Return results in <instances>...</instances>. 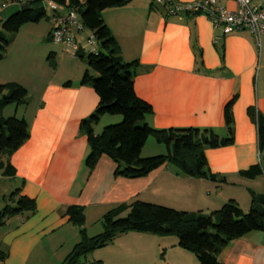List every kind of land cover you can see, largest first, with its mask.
Listing matches in <instances>:
<instances>
[{
    "label": "crops",
    "instance_id": "crops-1",
    "mask_svg": "<svg viewBox=\"0 0 264 264\" xmlns=\"http://www.w3.org/2000/svg\"><path fill=\"white\" fill-rule=\"evenodd\" d=\"M251 1L264 5V0ZM218 2L227 9H237L234 0ZM50 7V15L46 11L48 35L53 15L68 11L51 2ZM102 18L124 61L138 62L134 90L152 108L146 120L152 128L212 129L225 138V107L237 95L232 109L234 143L205 151L210 171L226 182L179 175L171 165L143 178L128 179L117 174V164L107 156H101L89 170L85 164L89 145L80 125L96 110L99 98L92 87L80 83L86 64L75 63L78 57L56 44L69 58L66 62L53 49L52 75L41 84L40 80L28 85L5 77L0 66V84L21 83L35 99L32 105L24 106L21 115L19 108L14 113L9 110L12 105L3 111L5 117L26 119L29 138L10 159L15 177L0 173V183L4 179L2 185L7 181L16 184L19 196L36 203L34 214L16 215L0 227V253L4 256L0 264H62L80 239L79 229L66 215L70 206L84 208L87 234L96 236L102 232L101 220L107 212L134 201L209 214L231 199L247 211L251 192L264 195V161L261 176H240L241 171L260 164L264 156L258 147L256 124L247 113L255 107L264 116V34L258 45L248 31L225 34L205 15L170 16L164 6L152 0H131L106 9ZM23 27L35 31L28 24L20 31ZM107 117L95 126L96 134L121 120ZM149 139L142 157L167 153L164 145ZM136 249L143 254L139 260ZM89 256V264L97 260L103 264H198L193 254L178 246L176 237L135 232L120 235ZM220 261L264 264V233L252 232L234 240L222 251Z\"/></svg>",
    "mask_w": 264,
    "mask_h": 264
},
{
    "label": "trees",
    "instance_id": "trees-1",
    "mask_svg": "<svg viewBox=\"0 0 264 264\" xmlns=\"http://www.w3.org/2000/svg\"><path fill=\"white\" fill-rule=\"evenodd\" d=\"M6 1L0 0V4ZM24 1L30 3L33 10L21 12L5 23L3 31L0 32V61L4 59L8 46L22 26L47 19L44 3L48 1L67 10L76 9L85 28L98 41L97 53H76L87 66L81 85L92 87L99 98L96 110L80 125V131L88 140L89 154L85 164L89 170L95 167L101 156H107L117 164V174L128 179L143 178L164 165H171L179 175L220 184L226 182L224 177L210 171L205 151L234 143L232 109L237 95L225 107L228 131L225 138H221L212 129L157 130L149 126L146 120L152 115V108L134 90L138 62L124 61L116 39L102 18L104 10L124 6L131 0ZM20 2L21 0L19 4ZM28 103V91L25 87L16 82L0 84V173L6 177H15V169L10 159L29 138V126L26 119L5 117L3 111L13 104L21 106ZM247 113L256 124L258 147L263 153L264 116L255 107L248 108ZM105 116H118L122 121L116 125L105 126L101 133L96 134L95 126ZM150 137L158 144L166 146L167 153L142 157V150ZM263 161L264 156L260 164L241 171L240 176L247 179L261 176ZM18 193L19 190H16L9 196L14 205H7L0 212V227L11 217L36 212L35 201L19 196ZM66 215L79 229L80 239L62 264H81L94 251L110 245L120 235L130 232L176 237L178 246L193 254L198 264H223L220 254L231 242L252 232L264 233V195L251 192V206L247 212L231 199L209 214L202 211L185 212L163 205L134 201L107 212L101 220L102 232L96 236L87 234L83 207L70 206ZM3 258L0 253V260ZM90 264L103 262L97 260Z\"/></svg>",
    "mask_w": 264,
    "mask_h": 264
},
{
    "label": "built area",
    "instance_id": "built-area-1",
    "mask_svg": "<svg viewBox=\"0 0 264 264\" xmlns=\"http://www.w3.org/2000/svg\"><path fill=\"white\" fill-rule=\"evenodd\" d=\"M236 10L219 5L218 0H199L182 3L177 0H152L156 5L164 6L170 16L202 14L210 18L214 27L222 28L225 34L248 31L259 45L264 34V5L252 3L251 0H234ZM15 4V3H12ZM11 5L0 7V14ZM53 27L50 39L55 43L77 52L97 53L98 41L83 25L81 15L76 9L66 13H56L52 17ZM83 42V44H82Z\"/></svg>",
    "mask_w": 264,
    "mask_h": 264
},
{
    "label": "rangeland",
    "instance_id": "rangeland-1",
    "mask_svg": "<svg viewBox=\"0 0 264 264\" xmlns=\"http://www.w3.org/2000/svg\"><path fill=\"white\" fill-rule=\"evenodd\" d=\"M12 3H15V4H12ZM21 3L24 4L26 2L24 0H21L19 4V0H7L6 2L0 4V7L4 4H7V5H11L8 7L10 8L13 6H20ZM44 8L46 9L48 15H50V10H51L50 1L44 3ZM3 13L0 14V16H2ZM29 25L30 27L33 26L32 28H35V31L34 29H31V28L24 29L23 27L21 31L19 30L20 32L18 31L19 33H16V35L13 38V41L10 43V45L7 48V52L3 59L4 60L3 63H0V66H3V71H1V67H0V71L2 72V74L5 75V77H10V76L14 77L15 80H18L21 83H25L28 85L30 83L31 85V83H33L34 81L40 80L41 81L40 83H38L37 81L36 82L38 84H41L44 82L45 79H47L48 77L52 75L53 61L50 57V53L51 51H54L53 49H55V53L57 54V56L59 57L63 56V58L65 57L66 62L69 57L67 55H62L61 46L56 45L50 39L48 32H47L48 21L46 19H43L38 24H28V26ZM9 38L10 37L8 36V39ZM68 53L70 54L71 51H69ZM78 61L81 62L79 58L77 59V61H74V62L76 63ZM34 86H36L35 83H34ZM23 87H25L28 91L27 86H23ZM33 96H34V93L32 95L28 91V100H29V103L27 104L28 106L32 105L31 104L32 101L35 102V99H33L34 98ZM27 105L18 106V105L13 104L10 107L11 109L9 110H11L14 113V110L19 108L18 112H19V115H21L22 111L24 110V106H27ZM107 118H121V117L109 116ZM121 121L122 120L114 124H109V125H116L120 123ZM109 125H106V127ZM149 140H153L152 137H150ZM159 155H162V154H159ZM154 156H157V155H154ZM149 157H152V156H149ZM2 181L4 182L5 180L3 179ZM3 182L0 183V212L7 205H14V203L10 201L9 196L17 188V185L10 181H7V183L2 185ZM2 195H6L8 200L4 199L3 198L4 196ZM135 254L137 257L136 260H139L140 256H143V254L141 253V250H138V249L135 250ZM161 254L162 253H160L159 258L161 257ZM130 257L133 258V254ZM90 259H91L90 256L83 259L81 261V264H89V261H91ZM112 259H116V258H112ZM114 261L116 260H112V262ZM133 261L136 262L135 260Z\"/></svg>",
    "mask_w": 264,
    "mask_h": 264
},
{
    "label": "water",
    "instance_id": "water-1",
    "mask_svg": "<svg viewBox=\"0 0 264 264\" xmlns=\"http://www.w3.org/2000/svg\"><path fill=\"white\" fill-rule=\"evenodd\" d=\"M30 10H33L30 3H24L21 4L20 6H13L7 8L4 11L3 15L0 16V32L3 31L5 23L8 22L13 16L21 12L30 11Z\"/></svg>",
    "mask_w": 264,
    "mask_h": 264
}]
</instances>
